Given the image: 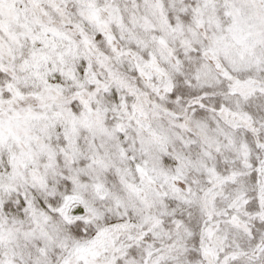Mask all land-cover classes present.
<instances>
[{"label":"snow or ice","instance_id":"6c2138e0","mask_svg":"<svg viewBox=\"0 0 264 264\" xmlns=\"http://www.w3.org/2000/svg\"><path fill=\"white\" fill-rule=\"evenodd\" d=\"M0 264H264V0H0Z\"/></svg>","mask_w":264,"mask_h":264}]
</instances>
